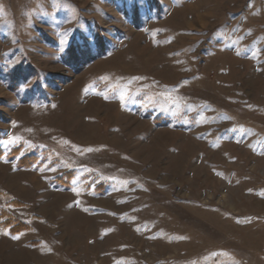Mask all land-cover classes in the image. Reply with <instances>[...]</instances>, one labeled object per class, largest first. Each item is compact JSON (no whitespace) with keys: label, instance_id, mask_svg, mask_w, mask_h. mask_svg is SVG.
Masks as SVG:
<instances>
[{"label":"rangeland","instance_id":"1","mask_svg":"<svg viewBox=\"0 0 264 264\" xmlns=\"http://www.w3.org/2000/svg\"><path fill=\"white\" fill-rule=\"evenodd\" d=\"M0 144V264H264V0H0Z\"/></svg>","mask_w":264,"mask_h":264},{"label":"trees","instance_id":"2","mask_svg":"<svg viewBox=\"0 0 264 264\" xmlns=\"http://www.w3.org/2000/svg\"><path fill=\"white\" fill-rule=\"evenodd\" d=\"M83 54V52L80 50V48H77V46L73 45L69 51H68V54L66 56V58L69 60L70 64L71 65H74L76 67H81L82 65H87L89 62L85 61V63H82L81 62V55ZM90 55V54H89ZM80 56V57H79ZM87 56V55H86ZM5 150L3 149L2 145L0 144V159H2L4 156H5ZM9 156L11 157H20V149L17 148V149H13ZM38 161V157L36 155H25L24 157L22 158H19V162H18V165L20 167H23V168H30L32 167L36 162ZM68 177H72L71 174H68V175H65ZM19 226L15 227L13 229V233H19L22 231L21 228H18Z\"/></svg>","mask_w":264,"mask_h":264},{"label":"snow or ice","instance_id":"3","mask_svg":"<svg viewBox=\"0 0 264 264\" xmlns=\"http://www.w3.org/2000/svg\"><path fill=\"white\" fill-rule=\"evenodd\" d=\"M123 99V97H121ZM9 142H12V141H9ZM91 151V149H89ZM7 234V233H5ZM19 237H13V239H18Z\"/></svg>","mask_w":264,"mask_h":264}]
</instances>
